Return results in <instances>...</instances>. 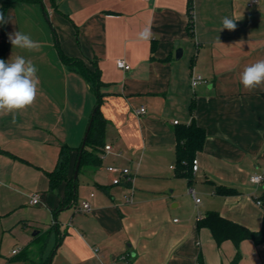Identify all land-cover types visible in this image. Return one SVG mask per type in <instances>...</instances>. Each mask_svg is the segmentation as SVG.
Instances as JSON below:
<instances>
[{"label":"crops","instance_id":"1","mask_svg":"<svg viewBox=\"0 0 264 264\" xmlns=\"http://www.w3.org/2000/svg\"><path fill=\"white\" fill-rule=\"evenodd\" d=\"M247 1L8 0L0 23L6 61L31 59L40 85L15 123L0 116V251L10 244L15 264H232L235 243L219 245L198 221L218 211L251 230L263 224L264 185L250 176L264 173V84L245 90L240 73L264 59V0ZM225 17L234 30L222 29ZM149 26L152 38L140 40ZM16 31L39 41V50L13 47ZM62 52L99 67L98 92ZM120 58L132 68L118 67ZM194 74L205 81L193 86ZM98 96L112 149L103 148L100 166L81 164L75 179ZM192 122L206 139L190 181L177 174V129ZM63 145L77 196L62 206L67 181L52 190L48 174ZM111 166L129 168L131 181L114 184ZM85 201L87 213L78 210ZM240 252L237 264H264V242L245 239Z\"/></svg>","mask_w":264,"mask_h":264},{"label":"trees","instance_id":"2","mask_svg":"<svg viewBox=\"0 0 264 264\" xmlns=\"http://www.w3.org/2000/svg\"><path fill=\"white\" fill-rule=\"evenodd\" d=\"M0 13L5 16L6 8L8 6V0H1ZM190 3V22L189 30L193 33L194 30V18L192 14L193 5ZM8 49V44L5 39L0 40V59L6 61V53ZM62 60L66 64H79L81 72L86 78H88L95 89L96 92L102 85L100 69L96 67L95 70L86 66L82 60L75 57H70L63 52L61 53ZM100 97L96 106L94 108V113H92L90 122L91 128L86 140L85 148L82 152L81 164H87L91 166L102 165L104 153L103 148L106 144V128L107 121L100 111ZM177 174L186 176L192 181L191 170L193 168V160L196 153L203 148L206 139V132L204 128L197 125V123L192 122L190 125H184L177 129ZM82 146V145H81ZM79 148V155L80 156ZM70 147L67 145L62 146L60 153V158L56 168L48 174L50 181V189L54 190L60 183L67 181L66 194L62 203L67 205L72 203L77 196V187L75 181L69 177V167H70ZM222 192H232L233 189L221 188ZM261 203L264 207V194L262 195ZM199 227H208L211 229L216 242L220 245L223 241L231 239L237 248V253L232 260V264H237L242 255L240 252L241 242L245 239H251L256 244H261L264 242V217L263 224L259 230H251L239 223L227 219L218 211H209L205 217L198 221ZM1 257V254H0Z\"/></svg>","mask_w":264,"mask_h":264},{"label":"clouds","instance_id":"3","mask_svg":"<svg viewBox=\"0 0 264 264\" xmlns=\"http://www.w3.org/2000/svg\"><path fill=\"white\" fill-rule=\"evenodd\" d=\"M234 21L228 17L223 18L222 29L234 30L236 28ZM5 22L4 15L0 13V23ZM152 36L150 26L138 34V38L143 41L150 40ZM9 41L13 47L27 51H38L40 48L39 41L20 31L10 33ZM38 71L32 60L23 56L11 57L7 61L0 59V116L11 115L12 122L15 123V114L35 103L40 85ZM240 83L248 91L264 84V59L245 66L240 73Z\"/></svg>","mask_w":264,"mask_h":264},{"label":"built area","instance_id":"4","mask_svg":"<svg viewBox=\"0 0 264 264\" xmlns=\"http://www.w3.org/2000/svg\"><path fill=\"white\" fill-rule=\"evenodd\" d=\"M259 2V0H248L247 1V5L249 7H254L257 3ZM117 66L124 69V70H130L132 68L131 64L128 63L125 59H117ZM205 81L204 77L202 75H199V74H194L192 76V85L193 86H196L197 84H199L200 82H203ZM147 112V109L146 107L142 106L140 107L139 109L136 110V113L139 114V115H142V114H145ZM175 123H178V121H174ZM112 149V146L111 145H106L105 146V151H110ZM102 156L104 157V153L102 154ZM109 169L114 172V173H117L114 178H113V183L114 184H120L122 181L124 180H128V181H131V177L130 176H125L124 175H129L130 174V169L129 168H121V167H117V166H111L109 167ZM193 169L195 171H197L199 169V164L196 162L194 165H193ZM250 181L254 184H257V185H264V173H255V174H252L250 176ZM192 193L195 194L194 190H192ZM132 193L131 195H129L127 197V201L128 202H133V197H132ZM197 201H200L199 198H197ZM31 203L32 204H39L40 203V196L39 194H33L31 196ZM260 204L261 201H259ZM78 210L79 211H82V212H90L92 210V206L90 204V202L88 201H85L81 204V206L78 207ZM177 220V219H176ZM19 252V249H15L13 250V253H18ZM130 254L127 253L125 254V257H128Z\"/></svg>","mask_w":264,"mask_h":264},{"label":"rangeland","instance_id":"5","mask_svg":"<svg viewBox=\"0 0 264 264\" xmlns=\"http://www.w3.org/2000/svg\"><path fill=\"white\" fill-rule=\"evenodd\" d=\"M11 248L12 247L10 244H5L3 246V248L0 251V254H1L0 264H6L7 262H11L13 264L14 262H18V259H16V260L12 259L11 260V255H10ZM9 258H10V260H9Z\"/></svg>","mask_w":264,"mask_h":264},{"label":"water","instance_id":"6","mask_svg":"<svg viewBox=\"0 0 264 264\" xmlns=\"http://www.w3.org/2000/svg\"><path fill=\"white\" fill-rule=\"evenodd\" d=\"M95 112V111H94ZM93 112V113H94ZM91 122H90V124H89V126H88V129H87V132H86V135H85V137H84V141H83V143H82V146H81V150H80V156H79V158H78V162H77V165H76V170H75V175H74V177H75V179L78 177V172H79V169H80V165H81V158H82V152H83V150H84V148H85V145H86V140H87V137H88V134H89V131H90V128H91Z\"/></svg>","mask_w":264,"mask_h":264}]
</instances>
